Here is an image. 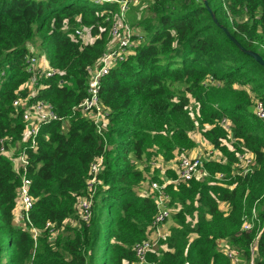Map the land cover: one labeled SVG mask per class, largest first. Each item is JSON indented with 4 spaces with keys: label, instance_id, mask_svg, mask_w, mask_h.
I'll use <instances>...</instances> for the list:
<instances>
[{
    "label": "trees",
    "instance_id": "obj_1",
    "mask_svg": "<svg viewBox=\"0 0 264 264\" xmlns=\"http://www.w3.org/2000/svg\"><path fill=\"white\" fill-rule=\"evenodd\" d=\"M145 3L129 56L101 78L107 115L98 133L73 107L86 96L87 68L113 46L119 3L0 0V147H25L34 199L29 219L39 231L33 238L13 224L22 172L0 152V264H98L101 243L99 264H135L133 247L156 213L154 197L138 188L176 178L174 168L153 164L192 150L191 132L219 157L203 162L208 175L164 185L173 224L159 248L147 253V264H229L221 243L239 250L247 264L254 241V264H264V124L253 109L264 102V0ZM30 45L57 70L40 75L31 88ZM17 98L44 100L62 119L40 125L35 148L22 143L26 123L23 108L13 105ZM243 152L254 158L247 173L235 166ZM100 158L90 217L83 221L77 198L88 195L91 166ZM253 208L254 225L243 230Z\"/></svg>",
    "mask_w": 264,
    "mask_h": 264
},
{
    "label": "built area",
    "instance_id": "obj_2",
    "mask_svg": "<svg viewBox=\"0 0 264 264\" xmlns=\"http://www.w3.org/2000/svg\"><path fill=\"white\" fill-rule=\"evenodd\" d=\"M94 3H101L104 1H112L119 3L120 13L119 18L113 22L111 26L112 34V44L113 46L106 48L101 57L98 59L95 65L88 67L89 72V83L86 88L85 98L75 107L74 111H80L82 114L86 115L96 126V130L99 133L106 121L107 112L104 110L103 104L99 97V86L101 78L108 73L110 67L118 61L125 60L131 52L133 46L132 36L135 34L131 25L126 21V13L129 9V3L133 0H92ZM79 36L84 37L83 31L77 29L75 31ZM30 52L26 57V71L30 73V83L28 82V87L31 88L33 85H37V80L40 75L51 76L57 70L51 67L48 62L36 57V53L33 47L30 45ZM30 93V97L33 96L34 88ZM40 87V86H39ZM15 108L22 107V118L26 123L24 129V135L22 138V143H29L31 148L36 146V137L39 132L41 124L48 123L51 120H62L58 117L52 110L50 104L44 100H36L29 102L27 98H17L13 101ZM255 115L264 124V102L257 100L253 106ZM222 124L228 129V124L225 119H222ZM3 142V139L1 140ZM0 152L7 154L10 158L14 170H21V182L17 188V195L15 198V206L12 210L13 213V224L23 229L30 230L33 238H36L39 231L31 225L29 219V210L34 202L29 190L31 185V180L26 176V165L28 163L27 155L25 152V147H18L17 151H13V146L10 145L9 150L5 149L3 145L0 147ZM201 155V154H200ZM200 155H189L184 154L179 159V167L177 166V176L173 180H167L163 184H158L157 182H149L150 187L148 193L154 197L156 204V213L148 226L146 231L145 239L138 244L134 245L135 255L137 261L135 264H147L146 255L149 251H152L157 244V240L164 238L163 236V226L167 222V219L171 216L172 208L168 205L169 195L164 191V185L166 183H180L190 180L195 176L208 175L203 168V162L207 159L218 158L219 153L214 149H210L205 156ZM237 166L241 172L247 173L251 171L254 164V158L252 154L243 152L237 156ZM101 163V158L95 161L91 166V178L88 179V195L81 196L77 198L76 202V213L79 218L83 221H88L90 217V204L92 191H94L93 184L97 183L96 173ZM200 173V174H199ZM222 174H217V178H222ZM256 220L255 209H252V214L249 220L245 218L242 223L243 230H250ZM48 223L46 226H50ZM256 241L250 245V259L247 264H254ZM221 247L224 253L229 259V264H245L241 260L240 252L236 248H232L226 243H221Z\"/></svg>",
    "mask_w": 264,
    "mask_h": 264
},
{
    "label": "rangeland",
    "instance_id": "obj_3",
    "mask_svg": "<svg viewBox=\"0 0 264 264\" xmlns=\"http://www.w3.org/2000/svg\"><path fill=\"white\" fill-rule=\"evenodd\" d=\"M145 2H146V0H133L132 1V5L133 6L130 5L129 6L130 9L126 13V21L131 25V27L133 29V32H140L139 26H137L135 24H136L137 19H139L141 17V15L144 13V9H145L144 7H146V3ZM88 37H89V35L85 34V41H89L90 38H88ZM37 42H38V40L36 38V43ZM33 49H34L35 52L41 51V48L39 46H37V45L35 47H33ZM50 50H51V48L48 51H50ZM43 55L44 56L42 58L44 59V62H46V60H47L46 53L43 52ZM191 136L195 137L196 144H197L198 147H201V148L205 149L204 152L209 151V149L207 147H205V145L201 144L200 137L201 138H203V137L200 135L199 132H191ZM13 147H14V145H13ZM13 151H17V146H16V148L13 149ZM201 153L202 152H200L199 154L196 153V150L194 149L191 154H189V153H187V154L192 155V156H195V155H200ZM206 154L200 155V156H205ZM181 157L177 158L175 161H172L171 164H170V166L172 168H174L175 170H177V166L179 167V159ZM153 166L156 167V168H158V169H160L162 171L161 161H157V163L153 164ZM147 179H150V178L147 177ZM144 189L147 190V191H149V187H148V184L147 183L145 184ZM100 214H101L102 220L104 221L105 220V217H106L105 216V209H104V207H102V209L100 211ZM172 214H173V211H172L171 215ZM172 224H173V220H172V218L170 216L167 219V222L163 226V236H166L168 234V230L172 226ZM160 240H161L160 238L157 240V244H156V246L154 248H156V249L159 248L158 247L159 246L158 244L160 243ZM102 245H103L102 243L99 244L98 245V248L96 250V254H97L96 260H97V263L98 264L101 262V259H102V256H103V254H102V252H103V246Z\"/></svg>",
    "mask_w": 264,
    "mask_h": 264
},
{
    "label": "crops",
    "instance_id": "obj_4",
    "mask_svg": "<svg viewBox=\"0 0 264 264\" xmlns=\"http://www.w3.org/2000/svg\"><path fill=\"white\" fill-rule=\"evenodd\" d=\"M129 9H130V8H129ZM129 9H128V10H129ZM88 38H90V39H89V41H90V40H91V37L89 36ZM84 39H85V33H84ZM43 60H44V59H43ZM46 63H47V61H46ZM192 137H193V136H192ZM193 138H194V140H195V137H193ZM200 139H201V140H200L201 144L205 145V147H207L209 150H210V149H213V148H212V145H211L210 143H208L207 140H205L204 138H201V137H200ZM195 141H196V140H195ZM18 144H19V143H18ZM19 145H20V144H19ZM19 145H17V148H18ZM14 148H16V146H14L13 149H14ZM194 149L196 150V153H198V154H199L200 152H202L201 155H204V154H206V153L208 152V151L204 152L205 149H203V148H201V147H198L197 144H196V146H195L192 150L188 151L187 153L191 154L192 151H193ZM171 162H172V161H171ZM171 162L163 164L162 161H161V164H162V171H164V167H169L170 164H171ZM170 167H171V166H170ZM146 183L148 184V187H150V184H149V182L147 181V182L143 183V184L140 186V188H138V191L143 192V191L145 190L144 187H145V184H146ZM162 229H163V228H162Z\"/></svg>",
    "mask_w": 264,
    "mask_h": 264
}]
</instances>
